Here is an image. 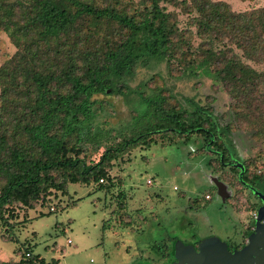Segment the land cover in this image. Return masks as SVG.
I'll list each match as a JSON object with an SVG mask.
<instances>
[{
    "label": "trees",
    "instance_id": "1",
    "mask_svg": "<svg viewBox=\"0 0 264 264\" xmlns=\"http://www.w3.org/2000/svg\"><path fill=\"white\" fill-rule=\"evenodd\" d=\"M190 1L188 11L196 12L194 24L207 40L197 50L162 5H187L186 0H0V32L18 48L0 68L4 237L18 243L11 224L18 208L53 202L69 194L70 184L110 192L116 162L153 135L203 137L206 148L220 151L224 161L236 152L235 124L264 139V72L246 65L232 49L264 63V7L237 13L223 1ZM163 63L170 75L179 72L177 79L208 78L226 88L232 99L229 121L193 98L175 97L178 104L169 105L165 88L141 83L133 89L139 70ZM131 94L139 106L134 129L147 119L145 129L108 145L99 161H87L82 143L96 140L87 133L108 104L99 97ZM16 252L20 261L0 264H47L32 256L31 246L20 245ZM172 254L161 252V259L174 258V247Z\"/></svg>",
    "mask_w": 264,
    "mask_h": 264
},
{
    "label": "rangeland",
    "instance_id": "2",
    "mask_svg": "<svg viewBox=\"0 0 264 264\" xmlns=\"http://www.w3.org/2000/svg\"><path fill=\"white\" fill-rule=\"evenodd\" d=\"M186 1L188 6L162 5L173 13L177 28L192 49L197 50L207 40L199 35L194 24L196 12L188 11L192 3ZM213 1L226 2L237 13L264 7V0ZM232 49L246 65L264 72V63L248 60L241 50ZM17 52L8 33L1 31L0 68ZM178 74L175 71L170 75L163 63L153 70H139L131 86L135 89L146 83L150 89L165 88L163 94L169 105L193 98L229 121L232 99L226 88L208 78L177 79ZM2 90L0 83V101ZM99 99L108 104L87 133L96 140L82 143L87 161H99L108 145H117L136 131L144 130L147 122L143 119L146 122L141 121L134 129V109L139 107L135 105L138 99L135 94ZM246 130L240 124L232 129L238 155L253 173L264 171V139H254ZM146 143L134 147L116 162L110 171L115 183L110 192L70 184L69 194H59L53 202L39 203L33 210L18 208V219L11 221L18 243L3 236L0 224V260L20 261L21 254L16 250L24 244L32 247V256H41L47 264H141L149 260L159 262L161 252L172 254L174 239L185 243L211 236L223 241L233 239L237 224L230 208H223L216 186L203 174H211L233 186L236 201L242 198L239 171L223 167L220 157L206 148L203 137H180L168 132L153 135ZM207 194L212 196L211 200L205 198ZM234 203L244 216L247 208L240 202Z\"/></svg>",
    "mask_w": 264,
    "mask_h": 264
},
{
    "label": "water",
    "instance_id": "3",
    "mask_svg": "<svg viewBox=\"0 0 264 264\" xmlns=\"http://www.w3.org/2000/svg\"><path fill=\"white\" fill-rule=\"evenodd\" d=\"M237 166L244 171L242 164ZM212 182L218 190V196L226 201L230 196L228 185L218 178H212ZM259 196L264 202V195L259 193ZM174 245L176 261L173 264H264V205L258 211L256 229L242 249L231 251L228 244L216 236L201 240L199 250L194 244H186L181 240H177Z\"/></svg>",
    "mask_w": 264,
    "mask_h": 264
},
{
    "label": "flooded vegetation",
    "instance_id": "4",
    "mask_svg": "<svg viewBox=\"0 0 264 264\" xmlns=\"http://www.w3.org/2000/svg\"><path fill=\"white\" fill-rule=\"evenodd\" d=\"M210 152H212L215 156L220 157L221 165L223 167L229 169H236L239 171L238 179L239 182L241 183L240 188L242 192V198L240 200L237 199L236 201H233L235 198L238 197L236 190H234L233 186H231L230 184H226L225 182L224 183L228 185L230 196L226 199V201H223L222 198L221 197L220 198L223 202V208L225 209L230 208L232 217L237 224L236 235L233 236V239L224 242L228 244L231 251H234L236 249H242L248 244L249 236L255 231L258 211L264 205L262 198L259 196V193L264 195V171H260L257 173H253L252 171H250V168L247 166L245 161L239 157L237 149L236 152L230 153L228 157L229 161H224V157L222 156V153L220 151L212 150ZM237 164H242L244 166L243 172L241 168L237 166ZM203 175L209 177L211 182H212V178H218V177H214L211 174H203ZM245 175L247 176V180H245L244 178ZM150 182L151 181H149V183ZM212 184L214 183L212 182ZM174 189L177 190V187H175ZM217 194H218V190H217ZM225 195H228V192H225ZM207 196H209V198H207ZM205 198L207 200H211L212 196L210 194H207ZM234 202L237 203L240 202L243 207H246L248 209L245 210L244 216H241V214H239V212L236 210L237 206ZM200 242L201 240L195 243H186V244H194L196 250H199ZM170 258L171 256L165 259H161L159 262H154V261L150 262L149 260L148 263L144 262V264H173L176 261L175 256L174 258H172V260H170Z\"/></svg>",
    "mask_w": 264,
    "mask_h": 264
},
{
    "label": "built area",
    "instance_id": "5",
    "mask_svg": "<svg viewBox=\"0 0 264 264\" xmlns=\"http://www.w3.org/2000/svg\"><path fill=\"white\" fill-rule=\"evenodd\" d=\"M103 181V180H102ZM207 198H209V196H207ZM69 244H72V242L69 240V242H68ZM28 256H29V254H28Z\"/></svg>",
    "mask_w": 264,
    "mask_h": 264
}]
</instances>
